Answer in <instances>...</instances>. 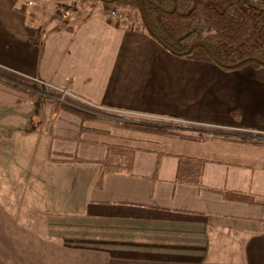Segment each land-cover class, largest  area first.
Here are the masks:
<instances>
[{"label": "crops", "instance_id": "0c3cea01", "mask_svg": "<svg viewBox=\"0 0 264 264\" xmlns=\"http://www.w3.org/2000/svg\"><path fill=\"white\" fill-rule=\"evenodd\" d=\"M107 8L0 0V69L140 117L42 120L0 76V264H264V67L172 54Z\"/></svg>", "mask_w": 264, "mask_h": 264}, {"label": "trees", "instance_id": "16d2710c", "mask_svg": "<svg viewBox=\"0 0 264 264\" xmlns=\"http://www.w3.org/2000/svg\"><path fill=\"white\" fill-rule=\"evenodd\" d=\"M99 1L113 6L122 15L121 23L138 21L152 38L172 54L189 55L194 47H201L195 45L186 53L189 46L194 42H202L204 52L224 69L244 65L264 67V0ZM0 76L13 81L15 86L21 85L25 90L35 87L30 80L3 69H0ZM64 108L78 112L85 119H96L101 113L88 105L76 104L75 107ZM122 125L175 134L167 125L135 122H124Z\"/></svg>", "mask_w": 264, "mask_h": 264}, {"label": "rangeland", "instance_id": "374dc122", "mask_svg": "<svg viewBox=\"0 0 264 264\" xmlns=\"http://www.w3.org/2000/svg\"><path fill=\"white\" fill-rule=\"evenodd\" d=\"M98 0H68L69 4H76L77 6V12L78 13H73L74 11H61L64 13V15L70 16V15H74V17H77L78 14L83 13L84 15L91 13V8L94 7V4H97ZM87 7V9H86ZM112 10L115 9L113 6H111ZM55 8V7H54ZM52 7V10L54 9ZM110 8L106 9V14L107 16H110ZM60 10H64L62 8H60ZM48 13V14H47ZM45 16L44 22H52L53 19H51L52 17H55L56 14L55 11H51V9H47V12L42 13ZM74 21V18H70V17H66L64 22L65 24H69L71 22ZM138 24L139 22L136 21ZM57 24V23H56ZM62 24V23H61ZM58 23V25H61ZM140 25V24H139ZM194 49H202L201 47H194ZM31 81V80H30ZM32 85L35 87H31L28 89H24L23 87H21V85H16V87L21 90L24 94L28 95L29 97H31V99L34 101V105H36V109L39 108V112L40 115L39 117L44 120L45 119V113L47 115L48 112H50L53 108H57V107H62V106H68V104H71V107L75 104V103H69L68 101H64L62 99H64V96H60L59 94H61L60 90H54L52 88H50L47 85H44L41 82H37V81H31ZM31 84L29 86H32ZM25 87V86H24ZM67 96V95H65ZM76 106V104H75ZM70 107V106H69ZM98 112H101V114L105 115L106 114H110L112 116H116L115 118H112L113 121H118L121 122V119H140L139 116L136 115H130V114H126V113H122V112H117V111H112V110H106V109H99ZM109 116V115H108ZM143 118V117H141ZM146 118L145 120H149L152 122H162L161 119L159 118H153V117H144ZM2 136V134H0V137ZM4 151H0V174H7V173H13L14 169L12 167H10L9 165L12 164V160L8 159L5 154ZM7 160H10L9 162ZM7 166V167H6ZM6 167V169H5ZM12 184H8L7 186H10ZM30 189V188H29Z\"/></svg>", "mask_w": 264, "mask_h": 264}, {"label": "built area", "instance_id": "2783aa9c", "mask_svg": "<svg viewBox=\"0 0 264 264\" xmlns=\"http://www.w3.org/2000/svg\"><path fill=\"white\" fill-rule=\"evenodd\" d=\"M33 3H34V0H26L25 1L26 6H28V7H31L33 5ZM110 15L113 18H117L119 20L122 19V15L121 14H118L115 9H113V10L110 11ZM60 92H61V95L62 96H65L67 94L66 90H64V89H60Z\"/></svg>", "mask_w": 264, "mask_h": 264}, {"label": "water", "instance_id": "95a60500", "mask_svg": "<svg viewBox=\"0 0 264 264\" xmlns=\"http://www.w3.org/2000/svg\"><path fill=\"white\" fill-rule=\"evenodd\" d=\"M144 19V18H143ZM144 22H146L145 21V19H144ZM195 45H199V46H204V44L202 43V42H194V43H192L190 46H189V48L187 49V51H186V53L187 52H189L192 48H193V46H195Z\"/></svg>", "mask_w": 264, "mask_h": 264}]
</instances>
